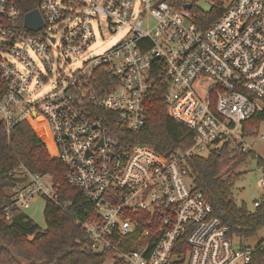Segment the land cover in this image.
<instances>
[{
	"label": "built area",
	"instance_id": "obj_1",
	"mask_svg": "<svg viewBox=\"0 0 264 264\" xmlns=\"http://www.w3.org/2000/svg\"><path fill=\"white\" fill-rule=\"evenodd\" d=\"M35 1L38 30L26 26L30 11L18 0H0V120L8 135L22 121L43 120L66 180L95 209L78 220L84 250L102 264H249L264 237L249 243L254 236L230 233L187 157L250 153L262 195L247 204L255 212L264 203V159L252 145L258 131L243 128L264 109V0H225L208 27L197 21L200 0ZM102 17L123 38L82 57ZM155 92L193 130L188 150L161 156L112 136L108 122L133 132L145 125ZM16 176L27 180L10 189L6 221L36 196L59 204L51 175Z\"/></svg>",
	"mask_w": 264,
	"mask_h": 264
},
{
	"label": "trees",
	"instance_id": "obj_2",
	"mask_svg": "<svg viewBox=\"0 0 264 264\" xmlns=\"http://www.w3.org/2000/svg\"><path fill=\"white\" fill-rule=\"evenodd\" d=\"M18 2L26 12L37 6L35 0ZM224 2L214 0L209 10L196 7L198 23L208 27L222 16L226 11ZM262 121L264 109L245 121L243 128L254 135ZM108 123L113 137L122 142L151 145L161 156L174 150L186 151L194 143L193 130L169 115L160 92L153 95L146 123L140 130L133 132ZM53 155L50 141L47 146L27 120L17 124L10 135L0 120V264H102L104 261L103 256L84 250L87 235L78 223L95 214L94 206L68 183L66 166ZM249 157L250 153L230 156L217 152L187 157L195 184L212 204L215 214L229 226L231 234L245 238L257 235L264 227V203L252 212L246 202L238 204L233 196L235 182L241 175L235 170ZM22 169L51 175L55 183L59 204L44 197L45 229L20 209H14L11 221L4 219L3 208L12 206L10 189L17 185L15 176ZM249 264H264V250L255 253Z\"/></svg>",
	"mask_w": 264,
	"mask_h": 264
},
{
	"label": "rangeland",
	"instance_id": "obj_3",
	"mask_svg": "<svg viewBox=\"0 0 264 264\" xmlns=\"http://www.w3.org/2000/svg\"><path fill=\"white\" fill-rule=\"evenodd\" d=\"M199 6L204 10H209L212 7V4L206 0H200ZM101 28L96 24V39L88 47L82 57L95 56L100 54L110 48L113 44L123 38V33H112L108 27L105 18H101ZM39 124L35 123L31 125L37 134L47 143L50 141L48 138V130L41 118L38 119ZM40 131V132H39ZM264 133V122L261 123L258 127V138H254L252 145L257 154L264 159V139L260 138L259 135ZM50 151V150H49ZM51 153V151H50ZM52 154V153H51ZM55 155H53L54 157ZM235 173H241L239 178L236 180L233 188V196L238 204L246 202L249 205L253 203L254 200L258 199L262 195V190L259 185V176L256 170V162L253 158H248L244 163L239 165ZM46 206V199L42 196H36L30 203V206L23 210L28 217L33 219L41 229H45L47 224L44 215V209ZM264 237V227L260 229L257 235L249 239V243H255Z\"/></svg>",
	"mask_w": 264,
	"mask_h": 264
},
{
	"label": "water",
	"instance_id": "obj_4",
	"mask_svg": "<svg viewBox=\"0 0 264 264\" xmlns=\"http://www.w3.org/2000/svg\"><path fill=\"white\" fill-rule=\"evenodd\" d=\"M192 5L189 4L188 7H191ZM25 24L28 28L33 30H38L43 26V19L38 10L30 11L26 14L25 17ZM15 180L18 183L25 182L27 180L26 176H15Z\"/></svg>",
	"mask_w": 264,
	"mask_h": 264
},
{
	"label": "bare ground",
	"instance_id": "obj_5",
	"mask_svg": "<svg viewBox=\"0 0 264 264\" xmlns=\"http://www.w3.org/2000/svg\"><path fill=\"white\" fill-rule=\"evenodd\" d=\"M33 122H34V123H37V124L40 123V122L38 121V119L34 120Z\"/></svg>",
	"mask_w": 264,
	"mask_h": 264
}]
</instances>
